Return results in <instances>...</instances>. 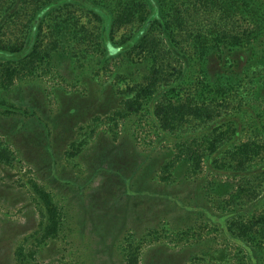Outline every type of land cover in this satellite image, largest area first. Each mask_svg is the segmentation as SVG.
I'll use <instances>...</instances> for the list:
<instances>
[{"label":"rangeland","instance_id":"1","mask_svg":"<svg viewBox=\"0 0 264 264\" xmlns=\"http://www.w3.org/2000/svg\"><path fill=\"white\" fill-rule=\"evenodd\" d=\"M241 1L251 26L238 16L220 15L230 0L175 4L199 14L193 24L187 20L189 32L211 25L224 39L258 24L251 47L263 62L253 66L262 79L264 0ZM32 3L0 0V59L2 46L23 42L24 51L38 50L26 59L6 52L12 63L0 67L5 90L0 98L6 103L0 108V264H264L260 239L244 235L249 223L256 227L261 220L264 182L258 184L259 196L221 202L208 194V182L237 186L239 177L202 170L186 181L163 173L162 166L177 162L174 141L159 133L145 112L113 116L123 97L116 86L124 90L126 76L141 81L148 66L131 64L111 46L103 53L87 34L88 41L81 35L55 40L52 26L33 43ZM78 22L97 30L95 22ZM158 43L165 46L161 39ZM208 65L211 77L219 63L210 58ZM248 92L247 99L235 100L240 107L243 102L242 110H264V93L256 105L253 90ZM15 105L21 111H13ZM258 159L264 160V149ZM256 166H247L251 177L245 186H255ZM39 191L47 194L55 213L47 211Z\"/></svg>","mask_w":264,"mask_h":264},{"label":"trees","instance_id":"2","mask_svg":"<svg viewBox=\"0 0 264 264\" xmlns=\"http://www.w3.org/2000/svg\"><path fill=\"white\" fill-rule=\"evenodd\" d=\"M175 2L176 0H33V9L28 16L31 28L29 36L33 43L39 41L44 36V27L50 26L54 28L52 35L55 40L62 41L81 35L83 41H88L89 37L86 39L85 36L87 34L94 38L103 53L107 54L112 47L117 49L116 53L125 55L131 64L137 61L135 66L138 63L148 66L147 74L141 81L137 82L131 76H126L129 82L124 90H119L115 85L123 97L120 99L121 107L113 116L125 119L145 112L149 114L159 133L168 135V139L174 141L179 152L177 162L162 166L163 173L171 171L170 175L174 179L186 181L202 170L208 173L220 171L233 178L239 177L242 185L237 186L227 181H210L207 192L221 202L248 201L253 195H261L262 191L257 188L258 184L264 182V160L259 162L258 159L264 149V110L256 109V112L248 113L247 110H242L243 102L240 107L235 100L247 99L250 93L245 94L244 90L251 89V99L256 101V105L262 103L264 76L260 79L253 66L262 65L263 62H260L259 56L251 47L257 39L259 26L256 24L252 26L255 30L246 28L224 39L214 34L215 29L211 25H199L195 32H189L187 20L193 24L199 14L190 11L194 7L181 10ZM73 10L77 11V16H74ZM219 13L222 17L238 16L247 26H251L248 23L250 12L243 8L241 0H230V6ZM78 19H84L88 26L95 22L97 30L93 32L78 27ZM184 35L188 39H182ZM160 39L165 43L164 47L159 45ZM21 46L14 44L10 49L2 46L1 51L5 53L0 59V67L12 63L6 59L12 55L6 52L16 53L21 59H26L38 51L33 46L27 48L29 51H24L27 46ZM23 53L25 54L20 55ZM210 58L219 63V70L211 77L208 65ZM3 91L5 90L0 88V95H4ZM1 99L0 108L6 104ZM235 103L237 106H233ZM12 109L21 111L22 107L15 105ZM170 152L168 154L173 156V151ZM218 154L223 156L218 159ZM254 162L257 166L252 167V170L257 172L252 178L256 184L249 186L252 184L249 183L245 186L246 179L251 177L245 173L247 166ZM38 193L47 211L55 213L47 194L42 191ZM262 205L264 206V201ZM260 214V222L256 227L249 223L244 229L248 230L244 235H248L251 241L260 239L261 248L258 252L264 262V210ZM251 230L257 231L252 234Z\"/></svg>","mask_w":264,"mask_h":264}]
</instances>
